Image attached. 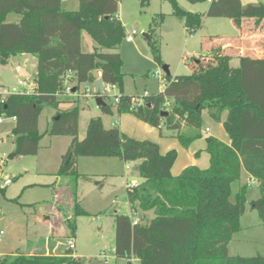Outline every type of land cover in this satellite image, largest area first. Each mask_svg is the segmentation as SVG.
Returning a JSON list of instances; mask_svg holds the SVG:
<instances>
[{"label":"trees","instance_id":"obj_1","mask_svg":"<svg viewBox=\"0 0 264 264\" xmlns=\"http://www.w3.org/2000/svg\"><path fill=\"white\" fill-rule=\"evenodd\" d=\"M172 15L182 18L190 34L201 29L204 17L228 18L237 29L252 20H264V4H247L240 0H211L205 14L191 13L179 7L176 0H165ZM191 4L209 0H186ZM120 0H79L77 11H65L61 0H0V65L11 57L29 54L37 59L35 88L29 93L9 94L0 101V115L14 118L11 135L15 140L13 155H36L41 138L68 136L71 142L61 157L57 177H70L74 182L72 216L64 225L74 237L75 218L87 213L77 201V181L88 180L78 173L80 157L118 158L137 162L134 167L142 182L126 188L130 207L142 212L153 211L154 218L143 226L133 225L131 218L114 214V255L137 259L138 264H264V257H230L228 244L240 230L245 212L246 186L239 187L234 201L231 186L244 170L255 180L260 191L252 201L264 225V57L239 56L240 65L233 68L232 56L223 53L221 45L206 41L211 58L198 60L190 75L166 74L163 92L144 96L140 101L123 93V61L116 50L125 39V31L117 19ZM11 15L17 21L9 22ZM163 21L164 16H159ZM86 32L96 44L92 52L81 50V34ZM154 63L162 65L160 49L151 32L146 34ZM220 42V41H219ZM211 43L210 47H207ZM93 72L103 82L119 89V101L98 109L113 115L130 113L139 121L162 132L161 124L175 132L183 148L202 137V112L220 121L230 145L206 137L205 152L209 156L206 169L190 165L173 176L171 168L175 151L161 154L156 143L136 140L117 127L105 128L100 117L89 119L85 137L78 138L80 98H60L66 81L78 92L81 84L94 83ZM72 74L67 79V75ZM104 100L105 94H101ZM72 101L74 106L62 109ZM170 102L167 116L161 117ZM44 107L55 110L51 126L44 135L38 132V119ZM16 202V200H13ZM69 241V240H68ZM0 264H82L68 247L57 255L44 253L0 256Z\"/></svg>","mask_w":264,"mask_h":264},{"label":"rangeland","instance_id":"obj_2","mask_svg":"<svg viewBox=\"0 0 264 264\" xmlns=\"http://www.w3.org/2000/svg\"><path fill=\"white\" fill-rule=\"evenodd\" d=\"M251 1V4H264V0ZM176 2L180 8L192 13H204L208 7L206 3L191 4L186 0ZM78 7L79 0H62L63 10L76 11ZM160 15L164 16L163 21H160ZM18 18L17 15H11L8 21H17ZM118 18L126 36L132 31L136 33L132 42L124 39L116 52L123 61V93L139 101L144 96L164 90L167 80L164 78L166 74L162 70L163 66H167L171 77L190 75L195 69L196 61L211 58L212 52L204 48L206 41L215 39L213 47H217L222 44L218 39L233 37L238 33V29L228 18L204 17L201 29L190 34L184 20L172 15V7L165 0H120ZM247 27L249 31L255 30L252 24L246 25ZM149 32L158 43L162 65L153 61L151 48L144 37ZM95 45L91 37L82 32L81 50L84 53L92 52ZM28 71H32L30 67ZM156 72L160 76H155ZM27 81L12 65H0V89L5 92L28 93L30 89ZM19 82L25 86H19ZM87 89L93 91L91 85L81 84L77 92L81 106L79 140L85 137L91 117H100L107 129L112 128L111 123L117 119L120 123L116 127L129 137L156 143L162 154L175 151L177 158L172 167L176 169L182 164L184 166L187 162L199 159L201 153L206 154V137L217 138L222 142L229 140L223 127V115L220 121H216L205 110L202 112V137L193 141L188 148H183L175 137V132L168 131L163 124L160 133L158 128L139 121L130 113L119 115L115 108L113 115L101 113L94 99L84 96ZM104 94V103L114 105V97L118 96L119 89H107ZM170 104H165L162 111L168 113ZM54 115L55 110L43 108L38 119L40 135H44L49 129ZM0 118V256L22 252L31 243L40 246L39 244L42 245L49 239L48 254L57 255L65 250L68 240H72L75 244L72 253L82 264H138L137 259L115 257L113 249L114 214L127 215L131 220L138 218L143 226L154 217L152 211L144 216L137 207L130 208L126 194L127 183L136 182L139 185L142 182L134 166L118 158H78V173L88 177V180L77 181V201L87 215L75 218L77 230L75 236L70 237L64 221L66 217L72 216L74 182L70 177H57L56 173L71 138L45 134L39 141L36 155H17L9 159L15 150V140L11 135L15 122L5 115H0ZM127 166L130 169L126 170ZM6 178L12 181L4 186ZM242 185L247 190L245 212L240 220L239 232L233 235L228 244V255L264 257V225L257 211L251 207L252 201L259 198L260 191L256 185L246 182L245 177L240 176L231 186L232 202Z\"/></svg>","mask_w":264,"mask_h":264},{"label":"crops","instance_id":"obj_3","mask_svg":"<svg viewBox=\"0 0 264 264\" xmlns=\"http://www.w3.org/2000/svg\"><path fill=\"white\" fill-rule=\"evenodd\" d=\"M240 1H241V4L243 6L252 3L251 0H244V1L243 0H240ZM210 2H211V0H209V1L205 2V3L208 4V6H209ZM61 5H62V0H61ZM118 8H119V6H118ZM207 9H208V7H207ZM206 11L204 13H200V14H205ZM117 19L119 20L118 13H117ZM249 24H252L253 25V28H255L254 31H251V30L249 31L248 27L246 28V25H249ZM222 40H223V47H222L223 49H222V51H223V53H227V54H229V55L232 56V59L230 61V64H231V66L233 68H238L239 67V65H240L239 56L240 55H242V56H249V57H251L253 59L263 58L264 57V20H262L261 22H259L257 24L254 23L252 20H250L248 22H245L242 25V27L240 29H238V33L236 35H234L233 37H229V38H226V39H222ZM222 40H219V41L221 42ZM210 45H211V43H208L207 47H210ZM95 47H96V45H95ZM7 65H12L14 68H16V70L19 73V75L25 76L28 79V81H27V87L30 89V91H32L31 88L33 86H35L34 80H35V76H36V73H37V59H36V57H34L32 55H29V54H20V55L11 57L9 59L8 63L6 65H3V66H7ZM29 67L32 70L30 72L28 71V68ZM18 84H19V86H22V87L25 86L24 83H21L20 84V82H19ZM69 85L70 84H67V83L65 84V86H69ZM91 86H92V89H94L93 84H91ZM165 86H166V84H165ZM162 92H163V90H162ZM21 93H24V92H21ZM60 98L74 100V99L77 98V93H75V94H69V95H67V94L64 93ZM86 98H90V97H86ZM71 102L72 101H67V102L61 104V108L62 109H67V108L73 107L74 106V103H71ZM222 115H223V118L226 119L227 113L224 112ZM96 117H98V116H96ZM13 121L15 122L14 119H13ZM115 122H117V125L116 126H119V123L120 122L117 119L114 120L111 123V126ZM112 127H114V126H112ZM206 130H208V129H206ZM206 130H205V132H206ZM221 140L224 141V139H222V138H221ZM225 142H226V144L230 145V143H231L230 138H229L228 141H225ZM204 152H205V149H204ZM200 157H199V159H194L193 158L195 161L192 159L193 160L192 163H190V162L185 163V165H184L185 168H186V166L188 167V165H193L194 164V166H197L200 169H206L208 167V165H209V156H208L207 153L206 154L201 153ZM130 163L135 167L139 163V161H137V162H130ZM184 166L182 164V165H180V167H177V169L174 168V167H172L171 168V174L173 176L179 175L181 173V170L183 169ZM128 169H130V168L128 167ZM128 169H126V170H128ZM241 176L242 177H245L246 182H250V183H252V184H254L256 186L258 185V183L255 180H253L244 170H242ZM142 214L145 216V215L148 214V212H145V213H142ZM153 218H150L149 219V222ZM39 245L40 246H38L37 244H34V243L28 244V245L25 246L26 248L23 249L22 253L23 254H26V255H34V254H40V253H44L46 255H50V254H48V249H49V246H50V239L47 240V241H45L42 245L41 244H39ZM39 249H41V250H39ZM16 253L14 255H16ZM14 255H12V256H14ZM73 256L76 257L75 255H73Z\"/></svg>","mask_w":264,"mask_h":264},{"label":"built area","instance_id":"obj_4","mask_svg":"<svg viewBox=\"0 0 264 264\" xmlns=\"http://www.w3.org/2000/svg\"><path fill=\"white\" fill-rule=\"evenodd\" d=\"M134 35H136V33H135L134 31H132L131 34L125 36V40H126L127 42H131V41L133 40V36H134ZM71 76H72V74H68V75H67V79L71 78ZM155 76H160L159 72H156V73H155ZM66 83L69 84L68 81H66ZM20 84H21V83H20ZM104 87H105V90H107V89L115 90V89H116L115 86H113V85H107V84H105V83H104ZM71 91H72V86H71V85L66 86L65 94H67V95H69V94H75L74 92L72 93ZM103 94H104V93H103ZM7 95H9L8 92H5V90L0 89V101L4 100V98H5ZM84 96H85V97H91V98H93V99L95 98L93 91H90L89 89L86 90V93H85ZM118 101H119V97H118V96H115V97H114V102L117 103ZM13 119H14V118H13ZM1 122H2V120H1V118H0V123H1ZM116 125H117V122H115V123L112 124V126H114V127H115ZM207 131H208V130H206V132H207ZM127 169H128V167H127ZM11 181H12V179L6 178V179L3 181V185H4V186L9 185V184L11 183ZM137 186H138V184H137L136 182H129V183H127V187H126V188L133 189V188H136ZM131 221H132V224H133V225H137V224L140 223V220H139L138 218H135V219H133V220H131ZM0 234H2V232H0ZM67 247H68L69 249H71V250H74V249H75V245H74V243H73L72 240H69V241L67 242Z\"/></svg>","mask_w":264,"mask_h":264},{"label":"water","instance_id":"obj_5","mask_svg":"<svg viewBox=\"0 0 264 264\" xmlns=\"http://www.w3.org/2000/svg\"><path fill=\"white\" fill-rule=\"evenodd\" d=\"M144 37H147V35L144 34ZM162 70L165 72V74H169L167 66H163ZM93 77H94L93 93H94V96H95L94 101H95L96 106L100 107V106L105 105V103H104V101H103V99L101 97V94H103L105 92L104 82H103V80L101 78V75L98 72H93ZM34 88H35V86H33L31 88V90H34ZM72 92H75V89H73ZM167 114L168 113L165 112V111H161L160 112V116L161 117L167 116ZM13 157H14V155H11L8 158L12 159Z\"/></svg>","mask_w":264,"mask_h":264}]
</instances>
